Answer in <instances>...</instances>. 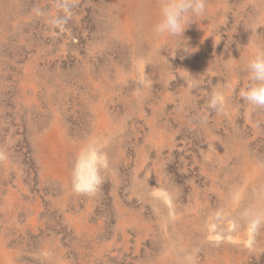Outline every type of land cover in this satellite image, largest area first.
Here are the masks:
<instances>
[{
	"label": "rangeland",
	"instance_id": "rangeland-1",
	"mask_svg": "<svg viewBox=\"0 0 264 264\" xmlns=\"http://www.w3.org/2000/svg\"><path fill=\"white\" fill-rule=\"evenodd\" d=\"M208 9L186 53L159 0H0V264H264V0Z\"/></svg>",
	"mask_w": 264,
	"mask_h": 264
},
{
	"label": "clouds",
	"instance_id": "clouds-1",
	"mask_svg": "<svg viewBox=\"0 0 264 264\" xmlns=\"http://www.w3.org/2000/svg\"><path fill=\"white\" fill-rule=\"evenodd\" d=\"M208 16V0H159V19L153 25V34L157 38H164L160 50L166 47L171 39L177 44L176 50L193 52L189 50L184 32L193 22L198 23V20L208 19ZM243 59L248 83L240 88L238 95L253 109L264 108V46L258 45L254 54ZM208 106L212 110L222 111L223 97L214 93Z\"/></svg>",
	"mask_w": 264,
	"mask_h": 264
}]
</instances>
